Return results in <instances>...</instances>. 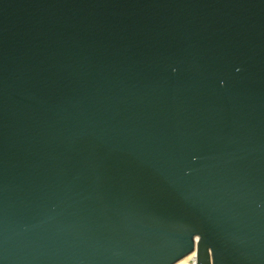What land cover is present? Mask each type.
<instances>
[{"label": "water", "instance_id": "obj_1", "mask_svg": "<svg viewBox=\"0 0 264 264\" xmlns=\"http://www.w3.org/2000/svg\"><path fill=\"white\" fill-rule=\"evenodd\" d=\"M264 264V0H0V264Z\"/></svg>", "mask_w": 264, "mask_h": 264}, {"label": "built area", "instance_id": "obj_2", "mask_svg": "<svg viewBox=\"0 0 264 264\" xmlns=\"http://www.w3.org/2000/svg\"><path fill=\"white\" fill-rule=\"evenodd\" d=\"M197 263V250L194 249L187 254L180 264H196Z\"/></svg>", "mask_w": 264, "mask_h": 264}, {"label": "bare ground", "instance_id": "obj_3", "mask_svg": "<svg viewBox=\"0 0 264 264\" xmlns=\"http://www.w3.org/2000/svg\"><path fill=\"white\" fill-rule=\"evenodd\" d=\"M183 259L179 260L178 262H176L175 264H180L182 262Z\"/></svg>", "mask_w": 264, "mask_h": 264}]
</instances>
